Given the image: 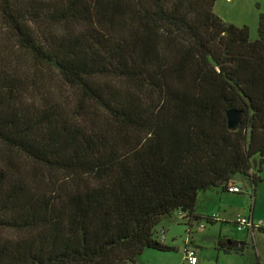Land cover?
I'll return each instance as SVG.
<instances>
[{"label": "trees", "instance_id": "obj_1", "mask_svg": "<svg viewBox=\"0 0 264 264\" xmlns=\"http://www.w3.org/2000/svg\"><path fill=\"white\" fill-rule=\"evenodd\" d=\"M218 1L0 0V264H137L174 212L211 224L199 194L261 180L264 13L251 41Z\"/></svg>", "mask_w": 264, "mask_h": 264}, {"label": "crops", "instance_id": "obj_2", "mask_svg": "<svg viewBox=\"0 0 264 264\" xmlns=\"http://www.w3.org/2000/svg\"><path fill=\"white\" fill-rule=\"evenodd\" d=\"M232 182L240 185L236 179H234ZM224 193L229 194L227 192ZM242 194L239 193L229 195L237 196ZM254 204L255 202L253 205ZM242 211L243 210L239 202L235 203L234 199L232 200L231 198H226V196L222 195L219 190H212L204 194H199L196 199L194 214L208 218L216 214L219 216V220L213 222L211 221L210 226L203 230H197V224L194 222V220L183 221L182 217H179L180 212H174V214L176 213V218L174 220L175 222L172 220L162 221V223L158 226L161 231L157 232L155 238L157 239L156 241H158L161 245L175 248V251L178 252L180 264H184V249L187 247H191L192 249L196 250L198 255V264L204 263V257H207L211 260L214 259L216 264H238L235 258L236 255H234L235 253L222 252V250L218 249L217 242L219 239H222L223 241L234 240L238 241V243L244 242L249 230H243L246 232V235H244L241 233L243 231L239 232L236 230V226L233 224L236 215L248 218L245 216V212ZM250 217H253L252 212H250ZM250 221L254 224L252 219H250ZM188 223L192 224L191 235H187V237L185 236L186 238L183 241L181 237L183 233L185 234L187 229L185 225ZM165 229L167 230L165 231ZM235 231H238L239 233H234ZM249 232L252 236H254V230ZM147 252H151V250H146L143 252V254L139 257L137 264H144L142 257H145L147 254H149L148 256L155 258L154 263L152 264H164L159 262V260L164 258H159V255H152L153 253ZM211 252L214 255H212ZM176 264H179V261Z\"/></svg>", "mask_w": 264, "mask_h": 264}, {"label": "rangeland", "instance_id": "obj_3", "mask_svg": "<svg viewBox=\"0 0 264 264\" xmlns=\"http://www.w3.org/2000/svg\"><path fill=\"white\" fill-rule=\"evenodd\" d=\"M214 14L222 19L225 23L229 25H233L235 27L245 26L248 28L250 33V40L253 41L258 39V23L260 13H264V1L263 0H219L215 6H213ZM253 171L257 177L261 180L253 184L249 181V179L237 176L235 179L239 182L240 186L243 189L242 195H229L225 194L223 190H219L222 195L226 196V198L234 199V202L241 205L242 212H245V216L249 219H252L254 225L257 226L259 223L264 224V159L263 163L260 167V172L253 167ZM256 189V195L255 190ZM204 194V193H202ZM255 204L253 205V203ZM250 212L253 213V217H250ZM178 216V215H177ZM176 213L173 214L170 218L165 219L172 220L175 222ZM178 219V218H177ZM180 221V220H179ZM204 225V229L210 224L202 221L198 225ZM188 228L187 224L185 225ZM167 229H165L166 231ZM234 233H239L235 231ZM246 235L245 231L241 232ZM247 236L244 239V242L247 244L244 250L243 256L236 255V260L238 264H264V234L257 232L254 230V236L247 232ZM187 237V229L185 234H182V240ZM148 251V250H147ZM152 255H159V258H164L159 260L164 264H176L179 260L178 252L172 251L169 253H160V251L151 250ZM212 253V252H211ZM147 254L143 258L144 264H152L154 263L155 258L152 256H148ZM212 255H214L212 253ZM203 264H216L214 259H209L204 257Z\"/></svg>", "mask_w": 264, "mask_h": 264}, {"label": "built area", "instance_id": "obj_4", "mask_svg": "<svg viewBox=\"0 0 264 264\" xmlns=\"http://www.w3.org/2000/svg\"><path fill=\"white\" fill-rule=\"evenodd\" d=\"M226 192L229 194H242L243 189L240 185H237L234 182H231L228 184L226 188ZM179 217H183L182 213H179ZM219 216L218 215H212L210 217V221H218ZM233 224L236 226L235 229L238 230L239 232L248 229L249 231H252V229H256L258 227H264L263 223H259L257 226H255L249 218L243 217L236 215L234 218ZM204 225H197V230H203ZM183 262L184 264H198V255L196 250L192 249L191 247H187L184 249V256H183Z\"/></svg>", "mask_w": 264, "mask_h": 264}, {"label": "water", "instance_id": "obj_5", "mask_svg": "<svg viewBox=\"0 0 264 264\" xmlns=\"http://www.w3.org/2000/svg\"><path fill=\"white\" fill-rule=\"evenodd\" d=\"M241 117H243V113L240 110H229L228 112H226V123H227V128L230 131H234L236 130L239 125H240V120ZM256 161H253V167H255ZM182 213H184V210H181ZM161 231L160 228H157V231L155 233V235H157V232Z\"/></svg>", "mask_w": 264, "mask_h": 264}]
</instances>
